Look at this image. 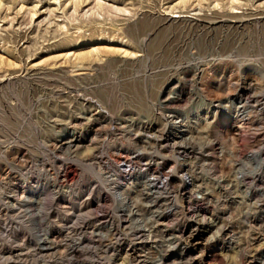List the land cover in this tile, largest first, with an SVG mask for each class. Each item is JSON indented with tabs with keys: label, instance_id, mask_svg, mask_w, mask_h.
<instances>
[{
	"label": "rangeland",
	"instance_id": "obj_1",
	"mask_svg": "<svg viewBox=\"0 0 264 264\" xmlns=\"http://www.w3.org/2000/svg\"><path fill=\"white\" fill-rule=\"evenodd\" d=\"M0 264H264V0H0Z\"/></svg>",
	"mask_w": 264,
	"mask_h": 264
},
{
	"label": "bare ground",
	"instance_id": "obj_2",
	"mask_svg": "<svg viewBox=\"0 0 264 264\" xmlns=\"http://www.w3.org/2000/svg\"><path fill=\"white\" fill-rule=\"evenodd\" d=\"M181 16V14L179 15V14H177V16L176 17H180ZM174 129H172V131H170L169 132V134H168V136H172V134L174 133V131H173ZM161 133V132H160ZM170 138V137H169ZM171 140V139H170ZM143 153V152H142ZM130 157V156H129ZM182 166V165H181ZM181 171V170H180ZM95 174V173H94ZM117 174V173H116ZM120 175V174H119ZM115 176V175H114ZM119 178V177H118ZM87 179V178H86ZM84 182V181H83ZM80 183H82V181L80 182ZM120 183V182H119ZM79 184V183H78ZM104 184V183H103ZM82 185H84V184H82ZM81 185V186H82ZM92 185V184H91ZM79 186V185H78ZM81 186H79L80 188H81ZM93 188V187H92ZM105 188V187H104ZM113 188V187H112ZM28 189V187L26 188V187H24V186H20V190H22V191H24V190H27ZM83 189V188H82ZM82 189H79V191H78V193H77V195L79 196V194L81 195V193H83L84 191H82ZM107 189H109V188H107ZM84 190V189H83ZM103 190V189H102ZM105 190H106V188H105ZM104 191V190H103ZM107 191V190H106ZM20 192V191H19ZM75 192V191H74ZM89 192H91V191H89ZM108 192V191H107ZM31 193V192H30ZM118 193H120L119 191H118ZM110 194V193H109ZM112 194H110V196H111ZM114 195V194H113ZM73 196V195H72ZM114 197V196H113ZM71 199H72V197H71ZM74 199V198H73ZM75 200V199H74ZM124 206H125V203L122 201V203H121V208L123 209L124 208ZM98 209V208H97ZM124 210V209H123ZM96 215V214H95ZM88 217V216H87ZM85 218V217H84ZM80 219V218H79ZM85 219H87V218H85ZM191 237V236H190ZM11 240V239H10ZM6 242V241H5ZM9 244V243H8ZM16 249V248H15ZM125 256V255H124ZM112 259V258H111Z\"/></svg>",
	"mask_w": 264,
	"mask_h": 264
}]
</instances>
